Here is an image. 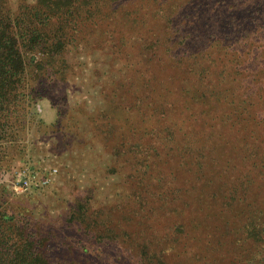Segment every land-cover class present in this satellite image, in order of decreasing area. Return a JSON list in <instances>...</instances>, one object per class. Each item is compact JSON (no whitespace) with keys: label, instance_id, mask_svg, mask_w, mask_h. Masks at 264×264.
Instances as JSON below:
<instances>
[{"label":"trees","instance_id":"obj_1","mask_svg":"<svg viewBox=\"0 0 264 264\" xmlns=\"http://www.w3.org/2000/svg\"><path fill=\"white\" fill-rule=\"evenodd\" d=\"M94 1L36 0L33 6L22 3L12 9L0 0V169L18 133L44 127L35 106L45 95L30 81L38 83L35 78L53 68L69 32L94 17L91 10L99 0ZM224 7L226 13L218 15ZM155 9L147 19L148 29L157 30L149 42L155 51L174 50L169 64L176 71L167 76L174 86L162 90V99L166 104L172 95L175 110L186 119L156 118L163 123L162 156L146 143L140 166L151 183L153 171L162 174L159 169L172 154L174 166L192 173L197 188L191 187V199L184 204L194 216L187 223L179 218L180 228L173 227L172 250L180 252H158L143 242L130 264H167L171 255H182L180 264H264V0H155ZM155 76L141 80L152 88L146 106L150 119L158 111L152 100ZM163 176L156 181L158 189L168 181ZM173 179L183 184L179 173ZM130 236L135 251L139 245ZM96 238H91L95 245ZM97 248L92 256L103 264ZM91 253L79 240L59 252L37 221L0 206V264H84V255Z\"/></svg>","mask_w":264,"mask_h":264},{"label":"rangeland","instance_id":"obj_2","mask_svg":"<svg viewBox=\"0 0 264 264\" xmlns=\"http://www.w3.org/2000/svg\"><path fill=\"white\" fill-rule=\"evenodd\" d=\"M6 1L12 9L36 2ZM224 8L217 14H225ZM91 11L93 18L69 32L63 51L50 64L53 68L35 78L40 79L38 83L30 81L45 95L35 106L44 127L18 133L16 144L8 150L0 169V206L37 221L59 252L69 251L79 240L89 254L100 247L103 264H130L143 242L151 250L175 254L173 227L180 228L179 218L187 223L194 216L190 206L184 207L197 188L192 173L176 168L173 160L177 157L169 154L172 160L159 169L168 181L158 189L155 184L162 174L153 171L149 183L140 166L150 142L162 156L164 134L159 130L163 123L155 122L156 118L165 114L174 122L186 119L185 113L175 110L172 95L166 104L162 99V90L174 86L167 77L176 72L169 64L174 50L155 51L149 42L157 32L147 26L149 13L156 11L155 0H99ZM36 57L32 67L39 54ZM149 60H153L152 72L147 75ZM153 73L158 95L153 93L152 100L158 111L150 119L146 106L152 88L141 80ZM162 105L166 108L161 109ZM129 128L134 131L128 132ZM189 133L186 129L185 134ZM52 170L56 172L47 186L28 190L18 184L20 177L26 180L31 175L39 180ZM177 173L183 184L173 179ZM182 213L185 217H180ZM130 235L139 245L135 251ZM95 236L98 245L91 242ZM92 255H84V264H96ZM223 255L227 257L226 252ZM180 258L171 255L167 264H180Z\"/></svg>","mask_w":264,"mask_h":264},{"label":"built area","instance_id":"obj_3","mask_svg":"<svg viewBox=\"0 0 264 264\" xmlns=\"http://www.w3.org/2000/svg\"><path fill=\"white\" fill-rule=\"evenodd\" d=\"M55 170H52L51 173L47 174V173H43V175L40 177L39 180H36L35 177L29 175L28 179H22L21 177L18 178V184L24 188V189H32L35 187H43V186H47L49 185V183L51 182V177L53 176V174L55 173Z\"/></svg>","mask_w":264,"mask_h":264}]
</instances>
